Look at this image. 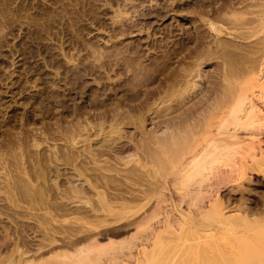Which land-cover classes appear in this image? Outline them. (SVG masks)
<instances>
[{
  "label": "rangeland",
  "instance_id": "1",
  "mask_svg": "<svg viewBox=\"0 0 264 264\" xmlns=\"http://www.w3.org/2000/svg\"><path fill=\"white\" fill-rule=\"evenodd\" d=\"M259 20L264 22V0H0V239L10 240L12 247L21 241L30 251L26 260L31 264H163L165 255L173 256L176 243L164 240L168 246L161 243L162 251L157 248L154 256L159 260L148 262L142 256L136 262L132 256L138 257L147 234L145 227L138 230L139 220L157 210L158 219L166 211L179 215V208L170 207V191L163 189L175 176L169 163L156 155L149 130L159 131V126L152 123L155 116L149 110L188 78L197 62L196 46L205 53L210 36L216 34L212 22L224 30V40L249 44L262 42L264 23ZM219 55L222 58L207 61L205 71H214L224 61H246ZM143 119L145 125L140 124ZM137 152L138 161L124 162ZM249 185L243 186L251 191L248 200L263 196L259 182ZM72 187L86 189L88 197L62 199L60 194ZM141 189L148 196L137 208L118 209L119 203L133 205L131 198H142ZM183 194L173 198L179 202L172 199L177 206L181 200L187 205L190 193ZM98 195L109 200L112 210L102 208ZM212 214L204 217L209 222L203 219L205 229H210L206 226ZM202 227L196 229L198 238L204 234ZM119 228L125 230L120 242L113 235ZM253 239L245 249L240 243L239 254L242 248L249 261L260 256L264 264V241ZM250 242L259 243L251 246L257 249L250 250ZM219 244L226 248L224 241ZM216 252L215 258L206 254L214 258L210 264L215 259L220 263ZM197 258L199 262L200 255ZM201 262L206 264L205 258Z\"/></svg>",
  "mask_w": 264,
  "mask_h": 264
},
{
  "label": "bare ground",
  "instance_id": "2",
  "mask_svg": "<svg viewBox=\"0 0 264 264\" xmlns=\"http://www.w3.org/2000/svg\"><path fill=\"white\" fill-rule=\"evenodd\" d=\"M261 20H259L260 23L262 22ZM212 23L210 24L211 30L217 35L212 34L210 36V42L208 43L209 48L205 53L201 52L199 46H196V53L194 55L195 57H197V62H195L196 65L193 66V69L189 72L188 78L186 77L187 79L185 81L184 78L181 79L184 82L182 81L183 83L180 84L177 89H175V91L173 90L174 92L169 94L167 99L165 97L166 100H162V105L159 104L155 107V105L158 104L157 102H155V105L152 106V108H150L149 110L150 112H152L151 115L155 116L154 118H152V123H155V121H157L156 124L159 126L157 127L159 131L149 130V132L151 131V134L149 136L152 139L153 145H156L157 148V151L155 150L157 153H155L156 155L160 156L159 159L162 158L164 159V161L169 163V165L171 166L170 168H172L174 172L173 175L175 176H173L174 179L172 180L174 182L171 183L169 181V184L165 185V188L163 189L170 191V207L179 208V215L175 214L176 216H173V213L167 211L166 213H164V208V211L162 210V213H164V217L161 219H158V215H155V213L158 211L157 210L155 213H150L143 220L141 219L142 221L139 220L140 222H138L137 226L138 230H142L145 227L144 231L147 234L146 237L142 240L143 242H141L142 248L139 251L138 257H136L137 253L135 255H132L135 256L134 260L136 262H139L140 257L142 256L147 257L146 261L150 259L154 260V256L157 254V248L161 245V243L164 244V242L166 241V244L172 242L173 244L176 243L175 245H177V247L174 245L172 246L176 247L174 250H177V252L174 253L173 251V253L171 254L173 256L170 255V258H168L169 255L167 256L162 252L163 255H165L164 257L162 255V257L165 259V262L163 261V264H197V256L199 257V255L200 260L202 259L203 261V259L205 258L206 264H210V261L215 258L213 256L215 255L214 251H217L218 255L220 254L221 256H219L221 258L220 263L218 262L219 264H229L230 262H235L236 264L239 261L245 259V257L242 258L243 254L246 256V251L244 252L243 249H245V247L249 245V240L253 239L255 236L256 238L260 236V238H258V241L254 240L255 238L253 240L256 242H261L260 239L262 240V242L264 241V194L263 196L256 197L257 199H254L253 201L251 200V198L248 200L247 197L251 195V191L248 190V188L245 189L243 187L245 186V184L246 186H250V183L256 181L259 182L260 187L264 188V37L261 39L262 42H260L259 40L258 43L240 44L235 43L232 40H230L232 41L230 42L220 37L224 30L219 29L218 25ZM233 37L244 41L252 39V37L242 35H236ZM221 53V56H224L226 54L230 57L239 56L241 57V59H246V61L243 63H237L239 60L237 62H235L236 60L233 61L235 63L224 61V63H218L216 68H214V71H205L204 65H206L207 61L209 62L213 59L222 58L219 55ZM195 98L197 100L194 101ZM146 122L147 120L143 119L140 121V124L142 123L145 125ZM136 151H139V148H135L134 152ZM145 154L146 153H144V155ZM149 156L150 155H146V158ZM139 157L140 156H138L137 152V154L134 153L129 155L127 157L128 160H123L124 162L130 161L131 163V161L133 160L138 161ZM144 159L145 158L143 157V160ZM164 169L168 171L167 168ZM168 174L167 176H169ZM170 175H172V173ZM58 187L60 186L56 183V188ZM142 190L143 189H141V191ZM143 191V194H141L140 192L142 198H138L137 194L136 197L138 199L131 198V203L133 204V202L135 201V203H137V206L134 205L135 203L131 205L130 203L123 202L117 204L119 205V208H115H118L119 210L120 208H137L139 206L138 203H140V201H144L145 196H148L146 195L148 193ZM182 192L186 194L190 193L189 195L192 199H190V197L189 199L186 198L190 201L187 203L185 199L186 203L184 202V204H187L185 206H183V201L181 200V204L177 206V203H175V201L178 198L176 200L173 198L176 194H179V198L181 195L184 196ZM60 195L62 199L67 196L82 199L85 196L89 195V193L86 192V189L84 190L83 188L79 189L76 187H72L65 193L62 192ZM98 197L103 209L109 207V209L112 210V205L110 204V202H108L109 200L107 201L102 195H98ZM132 199H134V201ZM172 199L175 201H173ZM178 200L180 201V199ZM84 203L86 205L90 204L89 200H86ZM146 205H144L143 207H145ZM181 205L183 206L182 211L180 209ZM228 209L234 210L236 213H232L238 214L234 216H228V213L225 212L226 210L228 211ZM151 211L152 210H150V212ZM209 213H213L212 215H214L212 217V219L214 220L211 219V222L214 221V224H210V222V226H206V228L209 227L210 229H205L206 223H204L203 219H205V221L207 222L208 220H206V218L204 217ZM202 222L204 224H202ZM199 226L204 227H202L204 230L201 229V232L204 233L202 235L204 236L201 235L198 238L195 234L197 233L196 229H198ZM124 227L128 228L129 226ZM244 231H247L248 235L244 234ZM124 232L125 230H122L121 228L114 229L113 235L117 238V241H121V239L119 238L124 235ZM186 234H188L187 238L186 236H184ZM134 238L135 237L131 238V240ZM86 240L88 239H85L84 241ZM162 240H164V242H162ZM117 241L116 243L118 244ZM214 241H218V244H216V242ZM219 241H224V246H226V248H223L225 249L219 247ZM20 242H17L15 244L13 242L12 247V242L10 243V240L8 241L7 239H0V264H22V262L24 264H31V261L29 262L27 261L28 259L26 260V255L27 253L29 254L30 251H27L28 248L24 249L23 244H21L22 242ZM243 242L248 243H246L247 245H245ZM240 243L243 244H241V247H243V249L241 248V251L243 252L241 253V255L239 254ZM91 244L92 242L90 243V245ZM166 244L164 245L168 246ZM252 244L253 243L250 242V247L252 246ZM86 245L87 244H85V246ZM111 245L113 247L115 243L112 242L110 246ZM253 245H259V243ZM116 246L120 245L118 244ZM116 246H114L113 248L115 249ZM132 246L133 248H135L134 245ZM261 246L262 245H260L259 247ZM198 247L200 248V250H198ZM87 248H89L88 245ZM160 248H158V252L162 251ZM255 248L257 249V247ZM261 248H263L264 251V247L262 246ZM251 249L254 250L252 247L250 248V250ZM38 250L41 251V249ZM99 250H102V248L100 247ZM259 250L260 248L258 249V251ZM40 251H38V253ZM77 251L83 252L79 249ZM258 251H255L257 253V255L256 253L254 254L256 255V257L258 256ZM78 252H75L73 255L75 256V254ZM96 253H98V251ZM82 254L85 255L86 252H83ZM158 254L160 255L161 253ZM206 254H208L209 257H211L210 255H212L214 258H211L210 260L209 257L206 256ZM237 254L238 256L240 255L241 260L239 257L238 261L236 262L235 258ZM218 255L216 254L217 257ZM129 256L132 260L133 257L131 255ZM248 257L249 260H251L250 255L246 256L247 261L243 260L244 264H248ZM254 257L252 259H254ZM258 257L260 260V256ZM158 258L161 257L159 256ZM232 258L235 260H233ZM262 258L263 259H261V262L263 263L264 257ZM98 260L99 259L96 260V263ZM155 260L159 259L156 258ZM255 260L256 258L254 259V261ZM259 260L256 261L257 264H260ZM243 262L241 263L243 264ZM249 262L251 263L252 261ZM256 262H252V264H255ZM127 263L128 261H125V263L123 264ZM150 263L153 264L154 262ZM201 264L203 263L201 262Z\"/></svg>",
  "mask_w": 264,
  "mask_h": 264
}]
</instances>
